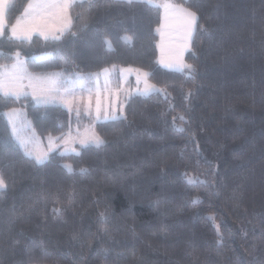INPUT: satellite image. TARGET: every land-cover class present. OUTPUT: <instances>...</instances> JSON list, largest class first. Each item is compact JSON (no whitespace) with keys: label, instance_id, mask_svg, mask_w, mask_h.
<instances>
[{"label":"trees","instance_id":"obj_1","mask_svg":"<svg viewBox=\"0 0 264 264\" xmlns=\"http://www.w3.org/2000/svg\"><path fill=\"white\" fill-rule=\"evenodd\" d=\"M175 1L203 26L191 78L158 64L160 9L146 1H75L56 41L11 37L28 0L7 6L0 65L17 51L35 74L130 66L161 91L93 121L103 145L41 163L14 143L6 110L22 108L40 136L89 118L0 94V264H264V0Z\"/></svg>","mask_w":264,"mask_h":264},{"label":"rangeland","instance_id":"obj_2","mask_svg":"<svg viewBox=\"0 0 264 264\" xmlns=\"http://www.w3.org/2000/svg\"><path fill=\"white\" fill-rule=\"evenodd\" d=\"M12 1L13 0H0V26H2V29L4 27L5 10ZM139 1H146L147 3L155 5L160 9V16H161L160 25L156 28V32L158 34V40H157L158 64L164 67L165 69H173V70H179V69L175 67L170 68L168 65L175 64L178 59L182 60L186 64H190L186 60L185 56L190 49L191 40L188 41L187 49H184L183 45L186 39L185 27H184L185 21L182 13L180 12V9H186L189 11L192 10L182 5L181 3L176 2L175 0H150V2L149 0H139ZM62 2L63 0H28L22 14L19 16V18H17V20L12 25V27L9 29V35L13 37L11 32L13 26H16L18 31H21L29 27L30 25L36 23L40 19H44L48 23L57 26L63 23H68V27L70 28L71 18L69 14V9H67L65 12H60L59 14H57L56 9H47L42 12L34 10V6L37 4L62 3ZM1 33L2 31H0V35ZM35 34L40 36L38 32H33L32 36ZM40 37L43 38L42 36ZM17 53L19 54V52L17 51L12 54L13 59L11 63L1 64L0 66L11 68L13 65L19 64L20 70L22 72L31 75H38L28 71L25 68L22 56L20 54L17 56ZM137 70H140V72H146L145 70L130 66L116 67L112 65V66L104 67L94 73L78 75L80 77H88V76L93 77L92 93H91L92 113L91 115H88L83 110V108H81V114H80V116L86 115L89 118L90 122L89 123L87 122L85 124L80 123V127H78L79 124L75 125L69 128L64 135L63 134L44 135V136L37 135L31 128L30 122L25 116L22 108H11L6 110L4 114L14 143L18 145L26 153V155H28V153L30 152L32 153L42 152V153H47L48 156L50 152L55 150H59L60 152H64V153L71 152V151H65V145H64V139L67 136H69V134L73 138L78 139L82 134L85 133L86 130H94L93 126L91 127V124L93 121H96L95 109L97 103V92L99 93V101L102 109L101 116H103L104 115L103 109L105 108H108V114L112 115L111 106L113 101H115L117 111L120 110V106L122 105V112H123V105L125 103L124 99L131 95L138 94L137 93L138 88L143 90L145 86L144 84L145 79L147 80L148 84L153 86V90H151L149 93L155 91H161V88L156 84L150 82L147 79V77L145 78L143 76H140V80L138 83L137 77L139 73L137 72ZM184 72L187 73V71ZM52 73H57V72L53 71ZM97 74H99L98 88L95 86ZM106 80L108 81L107 87H105ZM20 83L24 86L23 90L27 92V96H29L32 102L36 104L33 96V89L28 86L29 80L27 78H24L22 81H20ZM0 94L4 95V92L0 91ZM75 95L77 97L83 96L84 99H88L89 97V93L87 91L83 93L78 91ZM20 96H23V94ZM20 96L12 95V97L15 98ZM63 107L69 111L68 107L66 106ZM70 112H74L75 114H77L74 107ZM70 147H75L78 151L80 145L79 143H75V144H70ZM30 157L35 160L34 156H30ZM66 165L69 164L66 163Z\"/></svg>","mask_w":264,"mask_h":264},{"label":"snow or ice","instance_id":"obj_3","mask_svg":"<svg viewBox=\"0 0 264 264\" xmlns=\"http://www.w3.org/2000/svg\"><path fill=\"white\" fill-rule=\"evenodd\" d=\"M75 0H63L62 3H43L37 4L34 6V10L37 11H45L47 9H56L57 14L60 12H65L69 9ZM133 0H128V3H132ZM150 2V0H149ZM184 17V27H185V43L183 45L184 49L188 47V41H190L195 33L196 28L199 26V16L195 11H189L186 9H180ZM203 30V26H199ZM68 23H63L60 25H53L48 23L44 19L38 20L36 23L30 25L29 27L18 31L16 26H13L11 29L12 36L20 39L27 40L31 39L33 32H38L40 36H42L46 41L47 40H60L65 31H68ZM0 31H2V26H0ZM122 39L128 40L130 38L123 37ZM104 43L110 46V41L105 40ZM19 54L17 53V56ZM194 55V53H193ZM170 68L175 67L178 68L181 72L187 71L189 78H191V74L196 71L195 67L191 64H186L182 60H177L175 64H169ZM138 74V83L140 80V76L147 77L150 75L148 72H140L137 70ZM98 75L95 81V86L99 87ZM24 78L29 80V87L33 89L34 100L37 105H59L66 106L69 108V111L75 108L77 112V117L79 118L81 114V108L88 114L92 113V105H91V93H92V84L93 77H80L76 76L73 78H66L62 75V73H42L38 75H31L24 73L20 70V65H13L11 68H7L5 66H0V91L4 92L5 96H20L27 95V92L24 91V86L20 83ZM108 81H105V87H107ZM144 89H137V93L141 95L148 94L151 90H153V86L147 83V80H144ZM88 92V99H84L83 96L77 97L75 94L77 92ZM188 95H191L189 92ZM96 122H103L105 120H115L121 118L122 105L120 106V110L117 111V107L115 101H113L111 106L112 115L108 114V108L103 109L104 115L101 116V105L99 101V93L97 92V103H96ZM183 119V117H181ZM182 131V129H181ZM79 143L81 147H86L88 145H96L101 146L106 141L96 134L94 130H86L84 134H82L78 139L73 138L70 134L64 139L65 151H71L76 153L79 152L75 147H70V144ZM30 156H34L37 163H41L45 159H47V153H28ZM64 167L69 168L71 170V165H64ZM83 171V170H82ZM191 184L195 182L194 178L189 177L186 181ZM6 188L5 181L2 177H0V190H4ZM193 203H199L198 197H193ZM57 213L61 211V209H54ZM101 219H106L104 213H101Z\"/></svg>","mask_w":264,"mask_h":264},{"label":"crops","instance_id":"obj_4","mask_svg":"<svg viewBox=\"0 0 264 264\" xmlns=\"http://www.w3.org/2000/svg\"><path fill=\"white\" fill-rule=\"evenodd\" d=\"M26 68V67H25Z\"/></svg>","mask_w":264,"mask_h":264}]
</instances>
